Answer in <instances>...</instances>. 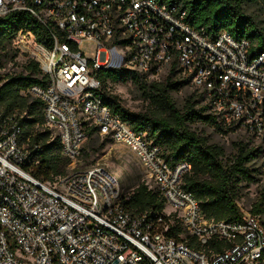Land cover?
Returning a JSON list of instances; mask_svg holds the SVG:
<instances>
[{
    "label": "built area",
    "instance_id": "obj_1",
    "mask_svg": "<svg viewBox=\"0 0 264 264\" xmlns=\"http://www.w3.org/2000/svg\"><path fill=\"white\" fill-rule=\"evenodd\" d=\"M13 11L35 16L50 32L47 47L20 31L16 49L29 42L46 85L28 92L44 102L46 124L61 141L62 156L81 155L88 126L135 154L158 186L166 216L179 219L202 246L228 241L221 252L196 250L166 234L146 212H133L118 179L96 166L42 182L25 170L41 150L28 146L23 127L0 107V264H259L264 226L243 209L236 221L208 218L182 186L187 161L170 167L162 148L135 132L103 100L99 72L125 67L158 75L173 61L179 74L203 93L208 112L225 127L249 132L260 146L264 182V51L227 30L213 34L185 21L176 6L159 0H0V17ZM96 43L89 58L82 49ZM4 68V67H3ZM2 69V68H1ZM0 69V74H1ZM5 82L0 75V87ZM38 162V160L36 161ZM162 219L159 218L157 222Z\"/></svg>",
    "mask_w": 264,
    "mask_h": 264
},
{
    "label": "trees",
    "instance_id": "obj_2",
    "mask_svg": "<svg viewBox=\"0 0 264 264\" xmlns=\"http://www.w3.org/2000/svg\"><path fill=\"white\" fill-rule=\"evenodd\" d=\"M169 6H176L179 14H185V21L195 28L205 27L215 34L224 29L235 38L250 40V53L264 51V34L250 17L245 16V6L261 4L264 0H159ZM20 31L32 32L37 41L50 47L52 37L49 30L40 21L26 11H13L0 17V56L6 54ZM0 63V69L3 68ZM150 73L128 70L125 67L99 72L103 81V100L113 112L138 133L145 134L149 141L162 148V155L170 167L187 161L191 169L184 175L182 186L191 192L200 202L203 213L208 218L224 221H236L243 218L242 207L238 200L244 187L259 183L261 178L260 146L249 147L237 144L231 159H226L221 146L209 143L205 136L192 128L195 124L214 127L222 133L232 131L208 112L203 93L198 89L189 94L180 108L173 97V92L180 91L190 84L182 77L173 61L167 76L162 81L149 80ZM131 80L139 89L143 100L148 102L144 112L134 113L123 108L117 96L109 91L108 84ZM45 75L39 62L28 59L23 72L8 76L0 87V107L6 115L14 117L23 127V138L29 139L28 146L39 144L41 150L35 153L31 162L24 168L42 182H53L56 177L65 175L66 166L72 162L61 154V141L50 129H43L46 124L44 102L28 90L32 85H46ZM88 139H93L97 129L88 126ZM109 138V137H108ZM87 148L83 145L81 157ZM38 160V162H36ZM259 160V166L256 161ZM130 194V199L123 200L125 206L133 212H146L161 229L167 227L166 234L187 243L196 250L221 252L228 249V241H212L202 246L197 238L187 232L176 215L166 216V202L160 190L152 189L141 183ZM259 217L264 226V193L249 209ZM161 218L160 222L157 220ZM174 221L173 223L171 221ZM183 234L185 235L183 237Z\"/></svg>",
    "mask_w": 264,
    "mask_h": 264
},
{
    "label": "rangeland",
    "instance_id": "obj_3",
    "mask_svg": "<svg viewBox=\"0 0 264 264\" xmlns=\"http://www.w3.org/2000/svg\"><path fill=\"white\" fill-rule=\"evenodd\" d=\"M245 16L250 17L257 25V29L264 34V7L261 4L246 5ZM25 45L20 44V49H16L14 43L7 48L6 54L0 56V63L4 68L1 69V76L4 80L8 76L17 75L23 72L25 63L28 60L27 53L29 42L25 40ZM82 49L87 56L91 58L96 50V43L86 41ZM166 70L158 75L149 76V80L162 81L167 76ZM109 91L112 95L117 96L120 105L134 113L144 112L148 102L143 100L139 89L131 80L125 82H112L108 84ZM196 88L190 83L178 92H173L176 104L182 108L189 94H193ZM201 106H207L205 102ZM50 129L56 135V131L45 125L43 129ZM197 133L205 136L209 143L221 146L224 149L226 159H231L236 152L237 144H248L249 147L258 146V142L247 131L243 129L232 130L222 133L214 127L205 124L192 125ZM87 154L79 157L77 160L66 166V172L72 170H84L96 166L105 168L109 173L115 176L123 188V194H129L136 189L141 183L147 184L150 188L158 190V186L149 173L144 169L135 154L125 144L113 141L108 137L95 134L93 139H87L84 143ZM259 166V160L256 161ZM260 193H264V182L261 180L257 184L245 186L241 198L238 200L240 207L250 209L257 201ZM166 206L165 212H170ZM174 222L173 220L171 221ZM185 235L183 234V237ZM259 264H264L261 260Z\"/></svg>",
    "mask_w": 264,
    "mask_h": 264
}]
</instances>
